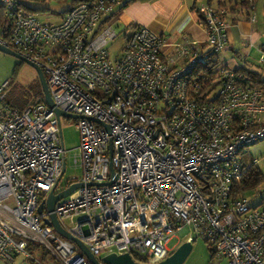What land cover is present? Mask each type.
Here are the masks:
<instances>
[{"label": "built area", "instance_id": "1", "mask_svg": "<svg viewBox=\"0 0 264 264\" xmlns=\"http://www.w3.org/2000/svg\"><path fill=\"white\" fill-rule=\"evenodd\" d=\"M122 3L82 2L61 22L47 23L26 9L28 2L0 0V44L41 67L56 106L81 117L75 165L83 171L60 189L67 170L61 121L45 100L22 111L9 106L6 83L0 259L33 258L32 243L46 249L52 264H89L74 242L45 224L52 214L46 206L38 212L52 191L82 184L53 213L98 259L130 254L157 264L171 255L173 237L190 234L188 241L202 237L220 260L264 264V206L235 195L249 147L264 140V93L242 83L241 72L222 68L211 100L194 96L193 71L207 51L218 54L226 45L224 11L200 8L205 46L176 43L166 59V38L142 26L113 60L108 45L119 33L107 20Z\"/></svg>", "mask_w": 264, "mask_h": 264}, {"label": "crops", "instance_id": "2", "mask_svg": "<svg viewBox=\"0 0 264 264\" xmlns=\"http://www.w3.org/2000/svg\"><path fill=\"white\" fill-rule=\"evenodd\" d=\"M71 6V3H66L46 7H50L52 13L62 20L63 13ZM202 6L209 5L205 0H138L124 10H116L113 20L122 28L133 27L125 42L142 26L162 35L166 38L165 56L169 59L175 54L174 44L192 41L200 44L201 36H207L200 9ZM233 20L234 15L227 12V42L218 54L220 57L217 56L220 67L255 73L264 82V63L260 61L264 54V0L255 3L249 20L243 17Z\"/></svg>", "mask_w": 264, "mask_h": 264}, {"label": "rangeland", "instance_id": "3", "mask_svg": "<svg viewBox=\"0 0 264 264\" xmlns=\"http://www.w3.org/2000/svg\"><path fill=\"white\" fill-rule=\"evenodd\" d=\"M42 21L47 23H59L61 22V17L59 15L53 14L49 9L38 11L37 15ZM115 21L113 20V23ZM105 24H102V29ZM114 28L119 33V37L112 43L108 45L109 51L111 52L112 59L115 60L121 53L122 48L125 44V38L130 34L133 27L129 29L122 28L120 25L113 24ZM200 44H207L208 37L206 35L201 36ZM221 53V52H220ZM218 53V54H220ZM220 57V55H218ZM261 59V57H260ZM223 67H220L222 69ZM39 80L36 70L22 61L21 59L6 54L0 51V89L6 83H9V88L7 89L6 101L12 99V97H24L33 101L34 95L33 90H29L30 85H35ZM77 119L62 117L61 118V129L64 139V148L67 151L65 155V161L67 165V170L62 178L60 189L66 185V183L73 179V177L81 178L83 171L80 167L75 165V158H79L78 146L80 144V133L77 128ZM247 154L249 157L255 160L256 166L260 168L264 174V140L255 143L250 146ZM245 198H247L253 206H264V183L252 191L245 193ZM80 217L75 219L76 222ZM84 230L88 232V227L85 226ZM191 235L188 234L184 237L177 236L173 237L168 244L171 249V254L183 243L190 240ZM192 238L191 240H193ZM193 243V249L184 264H230L228 258L219 259L212 255L211 250H209V243L203 238L195 239ZM29 251L33 254V258H26L23 255H18L13 263H10L4 259H0V264H38V262L44 264H52L53 259L51 255L46 251L42 245L30 244ZM103 257H100L101 260ZM37 262H35L36 260Z\"/></svg>", "mask_w": 264, "mask_h": 264}, {"label": "trees", "instance_id": "4", "mask_svg": "<svg viewBox=\"0 0 264 264\" xmlns=\"http://www.w3.org/2000/svg\"><path fill=\"white\" fill-rule=\"evenodd\" d=\"M90 1H97V0H23V3H30L24 5L29 12L38 15V11L42 10H49L50 7H46L49 4H66L71 3L72 6L68 9H72L79 3L82 2H90ZM138 0H123L121 6L115 9L118 11L124 10L132 3ZM207 5L212 7L214 10L219 11L222 10L224 13L222 14V18L225 20L227 17V12L232 13L234 15V20L237 21L238 19H247L249 20L252 16V13L255 9V3L258 0H205ZM51 10V9H50ZM67 10V11H68ZM66 11V12H67ZM114 11V13H115ZM63 13L64 14L66 13ZM114 13L108 18L107 22L113 20ZM203 19V18H202ZM244 77V81L242 83L251 82L252 86L255 89L261 90L264 93V82L261 81L260 76L252 73L247 72L244 70H239ZM238 71V72H239ZM195 76V83L198 86L195 88L197 93H194V96L198 99L207 101L211 100L209 97L213 95L216 90L219 88L221 84V72H220V62L217 58V54L213 53L212 51H207L204 56V60L201 64H199L196 69L192 73ZM29 90H33L34 100L31 101L30 99H26L24 97H12V99L6 101V103L20 111L24 110L28 107L31 103L35 101L42 102L44 99V93L42 90V86L40 81H37L35 85H30ZM246 164H248V170L245 172V175L240 182V184L235 186V195L242 196L245 198V193L257 189L264 183V174L260 170L259 167L256 166L255 160L248 155L245 157ZM262 207V205H260ZM259 206V207H260ZM197 238L202 237H194L192 242L195 241ZM205 240V239H204ZM209 250H211L212 255H214V248L209 246ZM137 260V257L134 256ZM90 264V263H89Z\"/></svg>", "mask_w": 264, "mask_h": 264}, {"label": "water", "instance_id": "5", "mask_svg": "<svg viewBox=\"0 0 264 264\" xmlns=\"http://www.w3.org/2000/svg\"><path fill=\"white\" fill-rule=\"evenodd\" d=\"M0 51L4 52L6 54H10L13 55L19 59H21L22 61L26 62L27 64H29L30 66H32L39 77L41 86H42V90L44 93V100L47 104V106L56 114L57 118L59 121H61L62 117H67V118H72V119H79L81 118L80 116L77 115H73L70 113H66L65 111L59 109L50 92L48 83H47V79L46 76L44 74V71L42 70L41 67H39L37 64L30 62L29 60H27L25 57H23L22 55L18 54L17 52H15L14 50L1 45L0 44ZM95 122H98L100 124H102L101 121L94 119ZM109 129V127H108ZM61 138L64 144V139H63V135L61 133ZM111 156H112V148H111ZM66 172V167L64 165V170H63V175ZM111 172H112V176H115V170L113 168V166H111ZM111 184V182L109 183ZM82 184H75L72 185L71 187H69L68 189L62 191L59 194H55L54 191H52L47 199L46 205L42 204L38 210L39 213H43L44 212V206H46V210L49 211L50 213H52L50 215L49 219H46L44 222L46 225L51 226L54 228V230L56 232H58L60 235H62L63 237L71 240L72 242H74L79 248L80 250L84 253V255L87 257L88 261L90 264H141L136 262L133 257L130 254H124V255H117L115 253L113 254H109L104 256L101 260H99L91 251L90 249L86 246V244L79 238H77L76 236H74L70 231H68L60 222L59 218L57 217V215L54 212L55 210V206L56 204L67 198L68 196H70L73 192H75V190H77L79 187H81ZM193 249V243L190 241H187L185 243H183L182 245H180L166 260L157 263V264H184L187 260V258L189 257L191 251Z\"/></svg>", "mask_w": 264, "mask_h": 264}]
</instances>
